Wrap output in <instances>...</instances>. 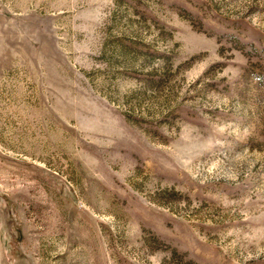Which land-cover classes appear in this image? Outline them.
I'll list each match as a JSON object with an SVG mask.
<instances>
[{"label": "rangeland", "instance_id": "1", "mask_svg": "<svg viewBox=\"0 0 264 264\" xmlns=\"http://www.w3.org/2000/svg\"><path fill=\"white\" fill-rule=\"evenodd\" d=\"M0 264H264V0H0Z\"/></svg>", "mask_w": 264, "mask_h": 264}]
</instances>
